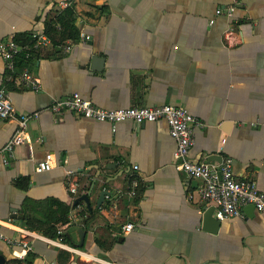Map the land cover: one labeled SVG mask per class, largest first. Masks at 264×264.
Returning <instances> with one entry per match:
<instances>
[{
	"label": "crops",
	"instance_id": "0c3cea01",
	"mask_svg": "<svg viewBox=\"0 0 264 264\" xmlns=\"http://www.w3.org/2000/svg\"><path fill=\"white\" fill-rule=\"evenodd\" d=\"M232 3L0 0V42H31L27 67L41 80L40 90L20 83L0 53V87L19 112L32 115L27 132L33 146H17L4 163L1 151L16 123L0 119V226L29 242L30 264H264V213L246 205L241 215L225 220L214 211L220 226L215 219L205 223L209 207L198 193L203 181L177 168L176 140L165 120H125L113 129L108 122L51 110L53 101L74 92L104 108L184 106L201 121L191 158L219 164L229 157L235 175L264 191V0H236L231 17L216 13ZM67 7L75 11L79 37L67 33L57 42L46 24ZM40 35L48 43L35 47ZM67 43L72 48L63 52L59 46ZM95 53L102 63L92 61ZM20 63L16 74L24 68ZM100 64L102 70L91 67ZM48 152L55 154L53 167L40 172L37 163ZM213 154L219 156L209 160ZM98 171L93 209L84 211L86 203L74 204L80 194L70 188L77 183L81 194L87 192ZM104 188L111 195L98 208ZM55 201L70 207L68 221L56 224L70 242L46 232ZM15 210L24 217H13ZM127 222L134 224L129 232ZM21 250L0 240L5 264Z\"/></svg>",
	"mask_w": 264,
	"mask_h": 264
},
{
	"label": "built area",
	"instance_id": "2783aa9c",
	"mask_svg": "<svg viewBox=\"0 0 264 264\" xmlns=\"http://www.w3.org/2000/svg\"><path fill=\"white\" fill-rule=\"evenodd\" d=\"M232 1L233 3L228 7L218 8L216 13L225 14L228 17L233 16L236 0ZM62 4L67 6L68 2H63ZM213 22L214 20H211V23ZM231 34V32H227L225 37L230 39ZM81 38L85 40L87 36L83 33ZM36 39L35 47L48 43L46 35H40ZM59 48L63 52H67L72 48V44H63ZM24 49L26 50L27 47L18 43L14 37L0 42V53L4 57L11 74L16 75L19 78V82L25 84L28 88L40 90L41 80L29 67L26 66L18 74L15 73L19 54ZM26 55L28 56L29 54L27 53ZM51 110L56 114L72 111L89 119L108 122L111 123L113 129H115L117 123L125 120H131L137 125L145 122L165 120L169 125L171 136L176 140L174 157L177 168L189 177L203 181V184L198 188V193L206 207H214L215 215L219 220L241 215L243 208L251 204L258 211L264 213V191L254 180L235 175L231 158L227 157L219 164H213L208 161L196 162L191 158L190 151L195 143V129L201 125V121L184 106L163 104L104 108L85 98L79 92H74L53 101ZM31 116V114L19 112L8 89L5 86L0 87V119L16 123L15 132L1 151L4 163H10L17 146L26 143L30 149L33 148L27 132ZM54 161L55 154L48 152L45 158L37 163L36 169L40 172L49 170L53 167ZM135 168H138V166L135 165ZM137 185L138 183L135 181V187L130 190L132 195L136 193ZM70 191L75 195H81L80 187L77 183L71 186ZM194 196V193H191L189 198L193 199ZM133 227L134 224L132 222H127L124 225V230L129 232ZM0 240L12 245H20L22 250L15 251V256L18 258H24L26 250L30 248L28 241L24 238H15L7 235L3 232L1 226Z\"/></svg>",
	"mask_w": 264,
	"mask_h": 264
},
{
	"label": "trees",
	"instance_id": "16d2710c",
	"mask_svg": "<svg viewBox=\"0 0 264 264\" xmlns=\"http://www.w3.org/2000/svg\"><path fill=\"white\" fill-rule=\"evenodd\" d=\"M60 25L61 29L57 26ZM45 32L55 41L60 42L64 39V36L68 33V36L71 38L79 37V28L76 25L75 11L72 7H67L63 11H61L56 18L47 22ZM27 40V38H26ZM16 41L21 42L20 37H16ZM28 43V44H27ZM25 44L20 43L23 46H26L27 49L23 50L22 53L19 54V59L21 60L20 67L27 66L31 60L33 59L32 51L30 47L31 42H27ZM29 54L28 56L26 54ZM19 72V70H17ZM137 193V191H136ZM57 202V201H55ZM56 207L54 208V204L48 210L46 214V220L50 224L48 225L46 232L50 233L52 237H60L64 241L70 242L69 235L66 232L58 231L56 224L57 223H66L68 221V213L70 207L67 206L63 202H57ZM89 209H85L84 211H88ZM34 255L29 251L25 258L15 257L7 262V264H30L32 257Z\"/></svg>",
	"mask_w": 264,
	"mask_h": 264
},
{
	"label": "water",
	"instance_id": "95a60500",
	"mask_svg": "<svg viewBox=\"0 0 264 264\" xmlns=\"http://www.w3.org/2000/svg\"><path fill=\"white\" fill-rule=\"evenodd\" d=\"M101 61V63L103 62V58L100 57L98 54L95 53V55L92 57V61L94 63H97L98 61ZM93 69H96V70H102L103 69V65L100 64L98 66H95V65H92L91 66ZM217 156H219L218 154H213L211 155V157L209 158V160H215L217 159ZM112 167L111 165H108V168ZM123 172L120 171L115 177H109L107 176L105 178V181L106 182H110L113 178H116L118 176H120ZM101 174V171H98L97 175H96V178H94V180L92 181L88 191L86 193H83L81 195H79L75 201H74V204H78L79 202H85L86 205H87V208L89 210H92L93 209V205H92V202H91V194L94 190V187H95V184H96V181H97V178L100 176ZM111 195V191H109L108 189L104 188L100 191V195H99V198H98V201H97V207L100 208L105 200V197L106 196H109ZM252 205V204H251ZM254 206V205H252ZM13 217H16V218H23L24 216L23 215H20L18 214V211L15 210L13 215ZM203 218H204V222L205 223H209V222H212V219H215L217 224L216 225H219L220 226V221L217 220V218L214 216V207L211 206L209 207L204 215H203ZM80 233H81V243H80V246H83V240H84V237H85V231L83 229H80ZM0 264H5V256L4 255H1L0 254Z\"/></svg>",
	"mask_w": 264,
	"mask_h": 264
}]
</instances>
